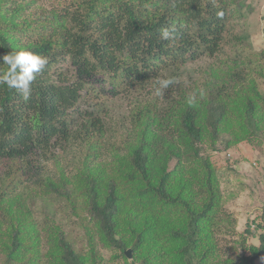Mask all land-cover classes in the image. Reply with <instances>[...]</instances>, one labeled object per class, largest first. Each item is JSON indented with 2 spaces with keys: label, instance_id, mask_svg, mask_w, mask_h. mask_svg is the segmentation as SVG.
Segmentation results:
<instances>
[{
  "label": "trees",
  "instance_id": "trees-1",
  "mask_svg": "<svg viewBox=\"0 0 264 264\" xmlns=\"http://www.w3.org/2000/svg\"><path fill=\"white\" fill-rule=\"evenodd\" d=\"M245 1L0 0V56L24 45L48 59L27 102L0 86V264H101L100 249L125 264H264V206L236 258L220 252L235 232L203 152L264 139V92L215 58ZM202 58L208 81L187 84Z\"/></svg>",
  "mask_w": 264,
  "mask_h": 264
},
{
  "label": "rangeland",
  "instance_id": "rangeland-1",
  "mask_svg": "<svg viewBox=\"0 0 264 264\" xmlns=\"http://www.w3.org/2000/svg\"><path fill=\"white\" fill-rule=\"evenodd\" d=\"M245 3L249 7H246L245 15L231 18L225 25L222 32L225 41L220 53L215 57L216 65L222 66V73L227 76L228 66L232 60L236 61L235 70L240 71L247 81L252 80L258 91L264 92V8L260 0H246ZM209 62V59L202 58L190 63L187 66L186 75L183 76L187 84L208 81L200 68ZM197 68L198 71H196ZM195 78L196 81L193 80ZM197 84L199 89L203 88L201 83ZM126 136L125 133H119L114 142L118 143L123 138L126 139ZM203 152L214 164L219 188L226 196L221 209L229 215V224L235 232L233 236L221 238L220 252L224 253V258L234 259L237 255L234 246L243 232L246 221L260 220L262 214L264 139L259 144L242 140L229 149H224L222 143L216 144L215 148L206 145ZM74 154L77 153L72 148L65 156L74 161L77 156ZM174 163V161L170 162L169 166L173 167ZM225 219L228 222V219ZM227 222L225 224H228ZM74 233H78V230L75 229ZM78 236L81 237V233ZM250 241L258 244L255 239L250 238L248 242ZM77 244L80 246V241ZM115 252L111 249H100L99 253L103 256L101 264H125L121 258H113Z\"/></svg>",
  "mask_w": 264,
  "mask_h": 264
},
{
  "label": "clouds",
  "instance_id": "clouds-1",
  "mask_svg": "<svg viewBox=\"0 0 264 264\" xmlns=\"http://www.w3.org/2000/svg\"><path fill=\"white\" fill-rule=\"evenodd\" d=\"M261 1V6L264 8ZM175 4H173V7ZM217 15L223 16V12H218ZM176 31L175 25H168L159 30L160 38L169 40L173 37ZM4 65H7L3 71H0V86L7 85L9 88L15 89L21 96L22 100L27 102L32 93V83L48 64V59L45 56L35 53L30 47L17 45L15 49L0 56ZM157 85L156 95L163 96L165 90L171 85L177 83L174 77H158L155 80ZM205 95L203 88L194 90L187 97V104L192 106L197 103L198 97L202 98Z\"/></svg>",
  "mask_w": 264,
  "mask_h": 264
},
{
  "label": "water",
  "instance_id": "water-1",
  "mask_svg": "<svg viewBox=\"0 0 264 264\" xmlns=\"http://www.w3.org/2000/svg\"><path fill=\"white\" fill-rule=\"evenodd\" d=\"M125 254H126L128 257H131V249H126V250H125Z\"/></svg>",
  "mask_w": 264,
  "mask_h": 264
},
{
  "label": "built area",
  "instance_id": "built-area-1",
  "mask_svg": "<svg viewBox=\"0 0 264 264\" xmlns=\"http://www.w3.org/2000/svg\"><path fill=\"white\" fill-rule=\"evenodd\" d=\"M262 4H263V6H264V0H262Z\"/></svg>",
  "mask_w": 264,
  "mask_h": 264
}]
</instances>
